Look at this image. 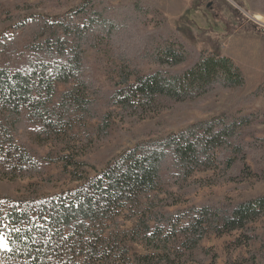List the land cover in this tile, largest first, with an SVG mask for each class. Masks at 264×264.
Here are the masks:
<instances>
[{
    "label": "trees",
    "instance_id": "trees-1",
    "mask_svg": "<svg viewBox=\"0 0 264 264\" xmlns=\"http://www.w3.org/2000/svg\"><path fill=\"white\" fill-rule=\"evenodd\" d=\"M16 3L0 21V57L15 52L18 40H24L27 56L0 67V169L12 179L39 174L43 166L36 150L50 146L59 149L55 161L62 173L80 184L46 198L1 194L0 237L8 247L0 249V264H215L217 256L202 241L233 233L239 235L230 246L246 247L247 256L227 257L224 264H260L264 232L253 225L264 221V194L237 203L189 205L180 191L166 188L180 190L195 171L214 165L217 150L216 159L224 158L227 168L235 163L241 174L247 145L231 114L138 143L93 177L88 162L60 142L65 123L93 112L102 94L83 59L95 42L117 49L119 82L106 102L126 116L142 117L215 90L240 93L246 83L240 68L219 52L195 51L191 58L173 37L149 41L154 34H139L128 8L101 0H83L56 19L22 0ZM4 11L0 5V19ZM254 29L247 31L264 36ZM142 52L158 66L153 73L131 67ZM56 84L68 88L58 95ZM107 116L96 125L98 138L110 131ZM129 244H143L153 253H134Z\"/></svg>",
    "mask_w": 264,
    "mask_h": 264
},
{
    "label": "rangeland",
    "instance_id": "rangeland-1",
    "mask_svg": "<svg viewBox=\"0 0 264 264\" xmlns=\"http://www.w3.org/2000/svg\"><path fill=\"white\" fill-rule=\"evenodd\" d=\"M82 1L22 0L28 3L27 6L30 4L35 8L36 12L55 19L62 17ZM101 1L116 9L128 8L129 16L136 18L138 33L154 34L149 41L154 38H176L185 46L191 58L195 56V51L208 54L219 52L240 68L246 83L240 93L220 89L194 101L168 103L159 111L142 117L121 115L115 108H109L106 102V96L119 82V63L114 57L116 47L111 48L110 43L95 42L85 51L83 59L88 76L102 94L100 93L93 112L72 118L69 124L65 123L62 129L64 133L60 138L64 148L72 150L81 160L88 162L95 170L90 171V176L93 177L104 169L107 162L134 148L138 143L156 142L183 131L194 123L213 117L220 122L224 114H231L237 119V130L247 145L244 147V166L241 174L235 163L227 168L224 158L217 160L220 152L217 150L214 165L195 171L188 181L181 183L180 190L179 186L175 185L166 188L171 194L180 191L189 205L203 202L237 203L264 194V36L247 31L258 27L264 34V0ZM16 2L19 0H2L0 5L5 11L0 21L2 18L6 19L9 14L7 10L13 11L17 6ZM162 16L167 20L164 21ZM1 26L0 22V30ZM24 45V40L16 41L13 47L16 53L0 57V67L9 62H22L27 56ZM133 59L131 67H136L142 74L153 73L158 68L143 52ZM67 88L56 84V94L64 93ZM106 115L110 131L106 137L100 135L98 138L96 125ZM87 117L93 119L89 120ZM230 150L227 152L230 153ZM36 151V157L43 166L41 173L32 176L27 173L12 179L11 175L4 174L0 169L3 178L0 180V195L19 197L32 193L46 198L65 194L80 184L72 182L62 173L61 165L55 161L58 148L47 146ZM263 223L264 221H260L253 225L257 233L264 232L261 225ZM123 225L131 228L132 222ZM238 235L233 233L216 237L210 234L201 245L217 256L215 264H224L227 257L236 259L240 255L247 256L246 247L235 249L230 246ZM129 247L137 254L153 253V250L143 244H129ZM260 264H264V260Z\"/></svg>",
    "mask_w": 264,
    "mask_h": 264
},
{
    "label": "snow or ice",
    "instance_id": "snow-or-ice-1",
    "mask_svg": "<svg viewBox=\"0 0 264 264\" xmlns=\"http://www.w3.org/2000/svg\"><path fill=\"white\" fill-rule=\"evenodd\" d=\"M8 245L3 237H0V249H7Z\"/></svg>",
    "mask_w": 264,
    "mask_h": 264
}]
</instances>
